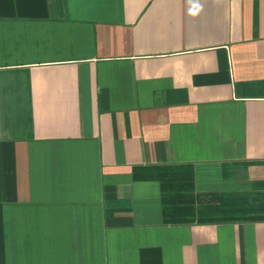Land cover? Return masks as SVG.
<instances>
[{"label": "crops", "instance_id": "crops-1", "mask_svg": "<svg viewBox=\"0 0 264 264\" xmlns=\"http://www.w3.org/2000/svg\"><path fill=\"white\" fill-rule=\"evenodd\" d=\"M0 264H264V0H0Z\"/></svg>", "mask_w": 264, "mask_h": 264}, {"label": "clouds", "instance_id": "clouds-1", "mask_svg": "<svg viewBox=\"0 0 264 264\" xmlns=\"http://www.w3.org/2000/svg\"><path fill=\"white\" fill-rule=\"evenodd\" d=\"M193 15L195 14V13H192Z\"/></svg>", "mask_w": 264, "mask_h": 264}]
</instances>
